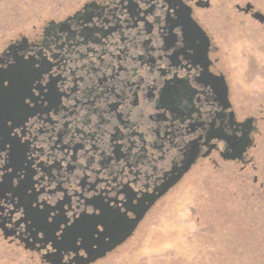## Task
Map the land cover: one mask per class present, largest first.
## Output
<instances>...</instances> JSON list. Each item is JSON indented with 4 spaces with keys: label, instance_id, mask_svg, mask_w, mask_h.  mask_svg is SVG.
Masks as SVG:
<instances>
[{
    "label": "flooded vegetation",
    "instance_id": "af4514ba",
    "mask_svg": "<svg viewBox=\"0 0 264 264\" xmlns=\"http://www.w3.org/2000/svg\"><path fill=\"white\" fill-rule=\"evenodd\" d=\"M5 1L0 264H74L141 217L132 237L198 165L264 198V0H80L44 22Z\"/></svg>",
    "mask_w": 264,
    "mask_h": 264
},
{
    "label": "rangeland",
    "instance_id": "374dc122",
    "mask_svg": "<svg viewBox=\"0 0 264 264\" xmlns=\"http://www.w3.org/2000/svg\"><path fill=\"white\" fill-rule=\"evenodd\" d=\"M35 1L27 0L28 14ZM79 5L80 0L37 2L42 22L61 19ZM235 41L236 51L245 48L240 39ZM242 59L235 71L241 86L250 65ZM229 171L227 166L214 170L210 163L193 168L153 207L132 237L93 264H264V198L239 180L237 170ZM0 262H8L4 251ZM26 262L35 260L28 256Z\"/></svg>",
    "mask_w": 264,
    "mask_h": 264
},
{
    "label": "water",
    "instance_id": "95a60500",
    "mask_svg": "<svg viewBox=\"0 0 264 264\" xmlns=\"http://www.w3.org/2000/svg\"><path fill=\"white\" fill-rule=\"evenodd\" d=\"M175 180L176 179L172 180L169 185L173 184ZM142 215H143V212H142ZM140 218L141 217H137L136 219H134L126 229L121 231L120 234L117 233L111 236H107V240L104 242V244H101L95 250L87 252V254L84 257L82 256V257L77 258L74 261V264H89L98 258L104 257L107 252L111 251L118 245L122 244L124 241H126L127 238H129L132 235Z\"/></svg>",
    "mask_w": 264,
    "mask_h": 264
},
{
    "label": "snow or ice",
    "instance_id": "6c2138e0",
    "mask_svg": "<svg viewBox=\"0 0 264 264\" xmlns=\"http://www.w3.org/2000/svg\"><path fill=\"white\" fill-rule=\"evenodd\" d=\"M5 69H6V67H5V65H4V59H3L2 56H0V71L5 70ZM6 80H7V79L0 80V92H2V91H4V90H6V89L12 87V83H11L9 80H7V82H8V83H7V88L5 87V81H6ZM37 97H38V95H37ZM28 99L31 100V97H28ZM23 104H24V105H27V104L25 103V101H24V98H23ZM9 127H11V126H9ZM2 176H3V173L0 172V177H2Z\"/></svg>",
    "mask_w": 264,
    "mask_h": 264
}]
</instances>
